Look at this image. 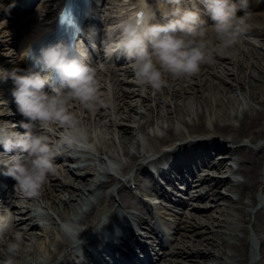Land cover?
I'll return each mask as SVG.
<instances>
[{
  "label": "bare ground",
  "instance_id": "1",
  "mask_svg": "<svg viewBox=\"0 0 264 264\" xmlns=\"http://www.w3.org/2000/svg\"><path fill=\"white\" fill-rule=\"evenodd\" d=\"M42 6L43 4L40 5V11L43 9ZM44 21L46 20L42 22ZM46 30L47 22L31 26L29 33L19 41L20 47H27ZM213 46H215L214 49L212 46L207 49L211 59L200 66L197 74L180 77L177 80L170 77L166 88L160 89L162 95L165 94L167 98L169 96L173 102L170 112L174 115L163 129V135H159L156 130H153L152 134L147 132V136L146 130L149 126H153V114L144 113L141 115L136 107H133L138 103L139 96L143 95L140 90L135 92L136 90L130 89V102L125 108L130 113L121 115L119 103L120 101L124 103V99L120 100V93L122 91L124 98L128 95L121 88L114 92L119 102L116 111L120 117L119 122L124 121L129 126L126 129H116L115 133H117L113 135L110 130L117 122L110 118V112L106 114L102 110L100 102L104 101L105 93L98 92V96L101 98L97 110L94 112V121L111 141L103 143L98 150L99 156L96 157L80 150L74 151V148L65 146L62 149V156L59 158L63 159L67 173L65 175L59 173L58 178L49 176L48 178L52 182L49 190L46 188L44 191L40 190V195L37 198L25 197L22 194L16 195L14 191L10 192L9 197H14L15 201L8 206L12 207L18 216L14 230L22 231L24 242L23 248L21 247L16 258L17 264H68L71 261L72 242L62 231L60 224L69 223L78 227L84 226L85 230L82 232L87 230L88 234L93 233L92 230L100 216L109 210L106 209V206L98 207H101L102 204L106 205L108 199L113 201L117 198L119 202L124 199L129 200L123 186L116 190V197L113 195V190L115 191L113 187L119 184V180L117 183L114 182V176L109 169L103 168L100 171L98 168L105 163V160L117 162L120 160L119 155L110 150L112 143L117 142L120 146L130 145L140 148L139 136L145 134L148 138L146 152L140 154L137 151L139 156H130L126 153L124 168L130 169V171L125 173L126 169L121 170L122 177L129 174L135 167L130 175L133 177L129 176L130 178L127 180L128 184L132 182L140 189H149L153 186L155 195H163L160 193L165 187L168 189L171 183L167 178H170L173 172H177L179 183L185 185V192L190 193L187 195L190 201L187 204L192 211L200 212V204L205 208L204 213L208 212V209L216 202L217 206L222 204V207L216 208V212L221 217H215L217 218L215 221L206 222L203 226L207 232L197 231L201 225L198 215L183 213V217L177 218L171 228V233L162 236V240L155 241L159 249L154 251L153 247L151 255L139 264H184L188 261L200 263V260L202 264H247L248 232L239 224L246 223L245 217L249 214L247 208L256 203L255 193L260 183L259 171L262 169L260 167H264V156L261 154L264 143L258 144L259 140L264 138V69L256 67V73L252 70L246 73L242 64H239L237 75L233 76V69L230 70L233 76L230 79L228 78L230 74L226 72L228 68L224 66L226 63L217 61H221L226 54H232L231 57H233L237 54V50L222 49L220 44ZM254 53L259 54L257 50ZM257 59L260 62L264 57L260 55ZM216 70L227 76L226 79L233 80L234 84L220 76L221 81L217 82V78L213 80V77H216ZM127 72L125 71V73ZM226 83L230 85L225 87ZM147 96L146 98L151 100L150 94ZM155 98L162 99V96L157 93ZM239 100L246 103V109L239 111L235 108ZM155 102L159 106V100ZM106 103L108 108L109 101L106 100ZM80 106V109L86 114L88 110L84 109L81 104ZM141 107L146 109V105ZM74 108H76V103L68 104V109L78 117ZM88 113L86 118L91 119V112L88 111ZM85 121L86 119L83 120L84 125ZM173 121L180 124L186 134L176 131ZM90 123L91 121L88 122L89 125ZM56 128L60 136L67 132V129L60 125H56ZM217 138L224 139L232 146L226 149L225 153L215 157L207 155V153L216 152L215 149L203 153H188L194 145H203L209 148ZM185 142L188 144L186 145ZM178 143L180 145L173 150L162 151L163 147H172ZM183 148H185L186 154L181 151ZM162 163H165L166 166L160 167ZM146 165L156 169L158 175L165 178L156 180L152 174H146ZM192 166L196 168L205 166L210 171L221 173V177L215 178L212 176L213 174L209 176L210 172H205V175L198 174L202 178L199 181L202 185L199 187L204 186L205 190L201 194V191L197 192L200 188H195L197 185L194 184L195 171L192 170ZM221 188L231 193L232 196L222 195ZM91 195L94 202L87 203L88 196ZM170 199L167 197V201H170L174 208L181 209L186 205L178 198ZM219 199H222V202H219ZM208 202L209 204H205ZM49 205L54 216L47 212ZM202 215L204 216V214ZM205 216L207 218L208 215L205 214ZM184 218L185 220H183ZM255 218L257 222L255 232L260 235L264 230V215L257 214ZM137 223L143 225L144 221L138 218ZM137 226L139 227L138 224ZM152 233L153 230L150 229L148 234L152 235ZM205 233H209L213 237L199 238L198 235ZM241 233L245 236H242ZM10 238H14V236L11 235L8 239ZM188 244H190V248L187 246ZM208 244L214 246V251L207 249ZM2 245L0 244V249L4 247ZM28 246L30 250L27 249ZM256 249L252 250L251 261L258 260V264H264V236L259 237L257 250L260 259H255ZM112 250L115 249L107 247L104 252ZM128 250L131 252L130 249ZM152 252H154L153 255ZM84 256L87 257L85 249ZM0 259H3V256H0ZM100 262L99 258L94 260L93 264H101Z\"/></svg>",
  "mask_w": 264,
  "mask_h": 264
},
{
  "label": "clouds",
  "instance_id": "2",
  "mask_svg": "<svg viewBox=\"0 0 264 264\" xmlns=\"http://www.w3.org/2000/svg\"><path fill=\"white\" fill-rule=\"evenodd\" d=\"M127 2V0H125ZM179 5L180 0H170ZM208 21L199 12L177 7L160 21L156 20L147 4L137 7L123 16L103 41V55L111 60L114 55L122 57L134 74L138 84L160 90L166 84V76L180 78L199 72L200 66L211 59L206 42L209 27L222 49L235 46L246 31L245 21L237 17L238 5L234 0H202ZM240 8L247 7V0H240ZM63 16V13H61ZM22 53L29 57V48ZM46 73L20 69L0 68V81L11 79L14 84L12 96L17 111L31 124H21L24 132L15 131V126L0 123V173L14 181V191L25 197L37 198L50 175L57 171L55 156L65 146H81L88 132L78 117L68 109L70 101H78L82 107L94 113L98 96L97 71L86 49L77 42L70 49L57 41L39 49L35 57ZM47 73H55L58 83L51 84ZM45 86L51 90L46 92ZM60 125L67 132L55 143L48 131ZM111 223V214L103 219L97 231L102 232ZM15 226V216L8 207L0 208V264H17L16 258L23 243L22 234L5 241ZM69 239L80 245L79 234L83 227L69 223L61 225Z\"/></svg>",
  "mask_w": 264,
  "mask_h": 264
},
{
  "label": "rangeland",
  "instance_id": "3",
  "mask_svg": "<svg viewBox=\"0 0 264 264\" xmlns=\"http://www.w3.org/2000/svg\"><path fill=\"white\" fill-rule=\"evenodd\" d=\"M33 9H35V6H34ZM26 15H27V13H26ZM237 17H242L244 19L245 25H246V31L240 37L239 42L235 46L231 47V49L237 50V54L233 55V57H231L232 54L231 55H227L226 54V56L223 57L221 61L220 60L217 61V62L226 63L224 66H226L228 68L226 70V72H228L230 74V76H228V78H230V79H231V77L237 75V70H238L239 64H242V67L245 69L246 73H248L250 70H252L253 72L256 73V71H257L256 67H258L259 69H264V59L261 60L260 62H258L259 60L257 59V57L260 56V55H262L264 57V4H261V5H258L256 7H254V10L251 9L250 12L248 10H246V8H245L244 11H242L239 14H237ZM14 27L15 26H13V28ZM257 28H260V29H257ZM0 29H1V31H3V32H0V39L1 40L11 39V37L9 38V35L11 36V35H14V33H15V32H10V30H8L7 28H5V29L0 28ZM207 32H212L211 27L208 28ZM260 32H262V33H260ZM206 35H207V33H206ZM213 35H215V34H213ZM216 44L217 45L219 44L217 39H216ZM255 50H257L259 54L254 53ZM5 52L6 51H0V54L4 55ZM3 61L4 60L2 58H0V64L2 66L5 64V63H3ZM202 68H205V67L202 66ZM232 69H233V71H232L233 76L230 73L231 72L230 70H232ZM211 72L213 73V71H211ZM219 76L222 77L223 79H226V77H227L225 75L220 74V72H217V70H216V77L214 76L213 80H215L217 78L216 79L217 82L221 81ZM170 77L171 76H166L165 77L166 84L162 87V89L166 88V86L168 85ZM125 78L126 77L124 75H121L120 82H121V80H123ZM171 78H173L175 80L178 79V78H175V77H171ZM228 78L226 80H228L229 82H232L234 84V81L233 80H229ZM117 84H119V83H117ZM229 85H230L229 83H226L224 86L227 87ZM120 87L122 88V90L124 92L128 93L126 98L123 97L122 91L120 93V96H121L120 100L124 99V103L125 104L123 102H121V101L119 103L115 96L112 97L111 93H108L107 97H106V94H105L104 95V101L100 102L102 110L105 111L106 114L110 112V118L111 119H115L117 121L116 125L112 128V130H110V131H112V134L116 135V133H117V132L115 133L116 129H126L127 126H129L128 123H126L124 121L119 122L120 119L118 118L119 115L116 114L117 113L116 109H118L117 108V104L119 103L120 104L119 108H120L121 115H127L128 113H130L125 108H126L128 102H130V98L129 97H130L131 93H129V91L131 89V90H134V91L136 90L135 92H137V90H140L142 92V94H143L142 96H139L140 99H139L138 103L136 105H134L133 107H136V110L138 112H140L141 115H143L144 113H152L153 114V118H152L153 119V126H149L148 127V129L146 130V134H147V132H148V134H152L153 130L157 129L156 132L159 135H163L164 134L163 133V129L166 127L167 122L172 119V116H174L170 112V106L173 103L170 100V97L168 96V98H167V96L165 94L162 95V92H160V90H154L151 87H147V86H143V85L138 84L136 82L135 78H133V77H128V81H122V83L120 84ZM114 88H115V86H114ZM100 91H102V89H100ZM157 93L161 94L162 99H156L155 98V95L157 96ZM149 94L151 96V100H148L146 98V97H148L147 95H149ZM99 98H101V97H99ZM136 98H137V96H136ZM106 100L109 101L108 108H107ZM158 100H159V106H157L156 102H155V101H158ZM77 105H80V103H77ZM143 105H146V109L141 107ZM235 108H237L240 111L241 109H246L247 105H246L245 102H242L241 100H239ZM87 112L88 111H86V114H87ZM85 119H86V123L91 121L90 125L92 126L91 127L92 131H90L91 128H89L87 125H86V129H88L90 134L95 136L94 142H93L94 145L90 148V150L94 153L96 150H98L97 148L102 146L103 143H104L101 140V136H102L101 128L97 127V126L94 127L95 125L92 124V122H93V118L92 117H91V119L84 118V120ZM188 120L190 121V119H188ZM173 126L175 127L176 131L185 133V129L180 124L175 123L173 121ZM148 134H147V136H148ZM145 135L139 136V146H140V148H136L135 146H130V145H123V146L121 145L120 146L117 142H114V143H112L110 145V150L113 151L114 153L118 154L119 158L121 160V161L115 162L116 163L115 167H116V171H117V173L115 174L116 178H118L121 175V172H120L121 170H123V169H126L125 171L128 170V168H124L125 160H126V157H127L126 153L130 154V156L131 155L138 156L137 151H139L140 154L146 152L145 148H146L147 143H148V138ZM109 136H111V135H109ZM105 140L108 141L109 143L111 142L110 140H108V137H106V136H105ZM259 142H261V143L263 142L264 143V138H263V140H259ZM231 146L232 145L228 144L227 142H225L224 139L221 140V139L217 138L211 144V146L209 148H207L206 146H203V145L202 146L194 145L193 147L190 148V150H189L190 152H188V153H197V152L203 153L205 151L207 152V151H211V150L215 149L216 152L207 153V155H210V156L212 155V157H215L218 154L225 153L226 149H228ZM166 150H173V149L171 147H168V146L163 147L162 151H166ZM181 151H183V153L186 154L185 148H183ZM262 152H264V149H263ZM198 169H199L198 170L199 173L202 170L204 173L205 172H210V174H213L212 176H214L215 178H220L221 177V173H218L216 171H210V169L206 168L205 166H200ZM57 172H56V174H57ZM203 172H201V173L203 174ZM220 191L222 192V195H224L226 197L227 196L228 197L232 196V194L229 193L228 191H226L224 188H221ZM221 200L222 199H219L218 201L222 202ZM207 204H209V202ZM218 207H222V204L221 205L219 204L217 206V202H216V204L213 205L212 207H210L208 209V212L205 213V214L208 215L207 218H206V216H204L203 219L206 222H213V221H215V219H217L215 217H219V216L221 217V215L218 212H216V208H218ZM210 217H213V218L211 219ZM246 220H249V218H247ZM251 220H252V217H250V221ZM239 226L242 227V228H245V226L247 227V225L244 224V223H240ZM202 229L203 228L201 227L198 230H202ZM214 229H216L215 226H214ZM251 230L253 231V229H251ZM241 235L244 236L243 233H241ZM200 236H201V238H204V237H207V236H209V237L212 236L213 237V235H210L209 233H207V234L205 233V234H202ZM209 242H211V241H209ZM203 244H205V242H203ZM188 247L190 248L189 244H188ZM207 249L214 251V246H211V245L208 244L207 245ZM247 253H248V244L246 246V254ZM257 257L258 258L260 257L259 253H257ZM185 264H202V263H201V260H200V263L199 262L198 263L197 262L193 263V262L188 261ZM247 264H252V263L248 262Z\"/></svg>",
  "mask_w": 264,
  "mask_h": 264
}]
</instances>
